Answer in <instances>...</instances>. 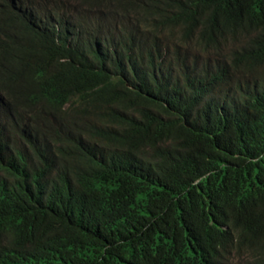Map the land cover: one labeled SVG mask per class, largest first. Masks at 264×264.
Returning a JSON list of instances; mask_svg holds the SVG:
<instances>
[{
    "label": "trees",
    "instance_id": "16d2710c",
    "mask_svg": "<svg viewBox=\"0 0 264 264\" xmlns=\"http://www.w3.org/2000/svg\"><path fill=\"white\" fill-rule=\"evenodd\" d=\"M107 1L0 0V264H264V0Z\"/></svg>",
    "mask_w": 264,
    "mask_h": 264
},
{
    "label": "bare ground",
    "instance_id": "6f19581e",
    "mask_svg": "<svg viewBox=\"0 0 264 264\" xmlns=\"http://www.w3.org/2000/svg\"><path fill=\"white\" fill-rule=\"evenodd\" d=\"M116 1H118V0H113V1H111V2L107 1V5H108V4H112V3L116 2ZM46 18L50 19L48 13L46 14ZM52 25H53L54 27H56V23H53ZM30 49H31V48H30ZM187 106H188V105H187Z\"/></svg>",
    "mask_w": 264,
    "mask_h": 264
},
{
    "label": "rangeland",
    "instance_id": "374dc122",
    "mask_svg": "<svg viewBox=\"0 0 264 264\" xmlns=\"http://www.w3.org/2000/svg\"><path fill=\"white\" fill-rule=\"evenodd\" d=\"M51 3L53 4L54 2H58V1H61V0H50ZM46 9L45 7H43V10ZM226 52H229L230 49L228 47L225 48Z\"/></svg>",
    "mask_w": 264,
    "mask_h": 264
},
{
    "label": "clouds",
    "instance_id": "9594fccd",
    "mask_svg": "<svg viewBox=\"0 0 264 264\" xmlns=\"http://www.w3.org/2000/svg\"><path fill=\"white\" fill-rule=\"evenodd\" d=\"M232 48H235V47H232ZM203 56H205V54H201L200 59H203V58H202ZM204 58H206V56H205Z\"/></svg>",
    "mask_w": 264,
    "mask_h": 264
}]
</instances>
